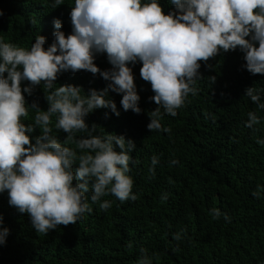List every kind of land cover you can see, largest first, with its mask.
I'll list each match as a JSON object with an SVG mask.
<instances>
[{
    "label": "clouds",
    "instance_id": "9594fccd",
    "mask_svg": "<svg viewBox=\"0 0 264 264\" xmlns=\"http://www.w3.org/2000/svg\"><path fill=\"white\" fill-rule=\"evenodd\" d=\"M170 4L174 7L165 14L159 0H74L71 33L66 36L59 30L61 21L54 19L57 31L46 49L43 35L36 36L30 49L0 37V193L7 192L9 206L29 216L35 232L47 235L59 225L77 224L85 213H92L90 203L106 212L112 201L102 197L108 195L121 203L138 198L130 175V163H138L130 155L136 149L134 141L113 133L96 135L97 125L85 122L96 109L120 115L107 98L109 91L122 94L124 111L141 112L129 64L141 63L140 77L154 93L149 99L157 107L147 113L150 132L171 133L161 120L164 115L176 117L189 94H197L201 62L207 64L221 52L239 48L242 67L252 75H264V0H170ZM61 5L63 0H53V9ZM95 54H106L112 68L101 71L94 63ZM81 70L99 73L108 81L106 87L89 89L87 94L71 84L54 87L59 74ZM215 79L211 77L212 83ZM24 81L27 85L22 87ZM41 83L47 91L46 110L25 98ZM244 95L264 110V88L248 87ZM29 108L34 116L26 124L22 118L28 117ZM247 117L244 127L258 131L255 126L261 117L255 111ZM53 128L66 134L63 143L52 135ZM256 143L264 145V139ZM158 163L153 155L150 179ZM261 190L258 186L252 195L258 199ZM168 195L162 194L161 201ZM209 212L214 220L223 216L230 222L219 208ZM185 234L186 229L171 233L178 242L174 252L180 250ZM8 235L9 229L0 227V246ZM155 255L141 247L135 264H152Z\"/></svg>",
    "mask_w": 264,
    "mask_h": 264
},
{
    "label": "trees",
    "instance_id": "16d2710c",
    "mask_svg": "<svg viewBox=\"0 0 264 264\" xmlns=\"http://www.w3.org/2000/svg\"><path fill=\"white\" fill-rule=\"evenodd\" d=\"M159 2L165 14L174 7L170 0ZM52 3L0 0V37L30 49L36 36L43 35L46 49L57 31L54 19L61 21L59 30L67 36L72 30L69 13L74 0H63L54 9ZM94 63L101 71L112 68L106 54H95ZM243 64L239 48L221 52L207 64L201 62L197 94H189L176 117L164 115L161 120L171 133L147 128V113L157 107L149 99L154 93L140 77L141 63L129 64L141 112L124 111L122 94L109 91L107 98L115 102L120 115L101 108L85 117V122L97 125L96 135L113 133L134 141L136 149L130 155L138 163H130V175L138 198L121 203L111 195L102 197L112 201L106 212L90 203L92 213H85L77 224L59 225L45 235L35 232L27 214L9 206L7 192L0 193V227L9 229L6 243L0 246V264H135L141 247L149 255L156 253L152 264H264V145L256 143L264 139V110L244 95L248 87L264 88V75L250 74ZM211 77L216 78L214 83ZM107 83L99 73L81 70L59 74L54 87L71 84L87 94L89 89H104ZM26 85L27 81L22 82V87ZM46 95L41 83L25 98L46 110ZM249 111L261 117L256 132L244 127ZM33 116L29 108L22 120L32 123ZM52 121L54 125L55 116ZM38 134L37 130L32 135ZM52 135L63 143L66 134L53 128ZM153 155L159 163L150 179ZM172 159L179 163L170 165ZM258 186L262 190L257 199L252 192ZM164 193L168 199L161 201ZM214 207L226 213L230 222L223 216L214 220L209 212ZM181 229L186 234L179 242L180 250L174 252L178 242L171 233Z\"/></svg>",
    "mask_w": 264,
    "mask_h": 264
}]
</instances>
